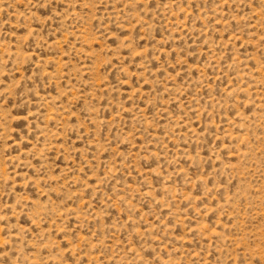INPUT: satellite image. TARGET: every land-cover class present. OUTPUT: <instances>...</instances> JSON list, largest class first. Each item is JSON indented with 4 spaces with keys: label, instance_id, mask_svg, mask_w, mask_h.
Returning <instances> with one entry per match:
<instances>
[{
    "label": "rangeland",
    "instance_id": "obj_1",
    "mask_svg": "<svg viewBox=\"0 0 264 264\" xmlns=\"http://www.w3.org/2000/svg\"><path fill=\"white\" fill-rule=\"evenodd\" d=\"M0 264H264V0H0Z\"/></svg>",
    "mask_w": 264,
    "mask_h": 264
}]
</instances>
